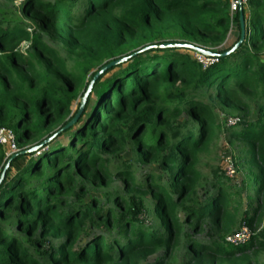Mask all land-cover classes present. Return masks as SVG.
<instances>
[{
    "label": "trees",
    "instance_id": "16d2710c",
    "mask_svg": "<svg viewBox=\"0 0 264 264\" xmlns=\"http://www.w3.org/2000/svg\"><path fill=\"white\" fill-rule=\"evenodd\" d=\"M231 5L22 0L23 18L0 11V128L20 148L6 158L0 144V264H264V0L243 3L245 38L221 55L241 38ZM166 42L218 55L204 66L189 48L145 49ZM218 110L242 116L222 125ZM224 130L244 147L240 184L199 169ZM243 226L250 237L228 241Z\"/></svg>",
    "mask_w": 264,
    "mask_h": 264
},
{
    "label": "rangeland",
    "instance_id": "374dc122",
    "mask_svg": "<svg viewBox=\"0 0 264 264\" xmlns=\"http://www.w3.org/2000/svg\"><path fill=\"white\" fill-rule=\"evenodd\" d=\"M21 1L22 0H18L15 2H5L3 0H0V11H4L5 15L8 16L9 19H17V18H23L21 13H20V9H21ZM232 7H231V12H232ZM238 30L237 27H235L234 25H232L231 30H230V34L227 37L226 41H225V45L229 46L235 39L236 34H237ZM194 57H196V54L194 53ZM82 90V89H81ZM76 107V104L74 106V108ZM257 111V106L254 105L252 110H251V119H255L256 117V112ZM218 116H219V121L220 123H222V125L228 124V125H232L230 124L229 120L232 118L236 119V118H241L242 114H240L237 111L228 113V111L226 110L221 111L218 110L217 111ZM69 118V116L67 117V119ZM243 148L239 143H232L228 137H227V132L224 131H218L216 134V138L214 139L213 143L211 144L210 148L201 155L200 158V165H199V169L201 170L203 176L206 178H212L213 177V171L216 168H220L222 170H225L227 172V175L229 177H231L232 179V183L233 184H240L241 181L246 177V173L240 169V167L238 166L239 163V157L245 155V152L243 151ZM5 149V148H4ZM6 150V149H5ZM20 148L18 146V150L15 151L14 153H12L11 155H15L17 152H19ZM8 150H6V158L7 156ZM127 156H131V153H128ZM232 165L234 167L235 173L233 174H229L228 172V166ZM139 176H141V173L139 172ZM203 185H205V183H203ZM105 190L104 187H100L98 189H93V193L96 196H102L103 195V191ZM206 190L205 187L199 188V193L201 196H203L205 194ZM205 233H198L197 234V238L202 239L204 237ZM164 253V249H161L158 253V255H161ZM156 257V255H155ZM155 257L151 258V262L155 260ZM175 257L177 259V261L179 263L183 262L185 259V248L183 243H181L180 245L176 246L175 249ZM264 258V255H263Z\"/></svg>",
    "mask_w": 264,
    "mask_h": 264
},
{
    "label": "water",
    "instance_id": "95a60500",
    "mask_svg": "<svg viewBox=\"0 0 264 264\" xmlns=\"http://www.w3.org/2000/svg\"><path fill=\"white\" fill-rule=\"evenodd\" d=\"M239 3H240V22H241V26H242V33H241V38L240 40L235 44V46L231 49V50H228L224 53H222L221 55H226V54H229L230 52L232 51H235L240 45L241 43L243 42L244 38H245V18H244V13H243V2L242 0H238ZM160 47H185V48H189V49H192V50H195V51H198L202 54H205L207 56H214V55H218V54H214L212 53L211 51L203 48V47H200V46H197L195 44H191V43H185V42H166V43H163V44H155V45H152V46H148L146 47L145 49H149V48H160ZM122 59H119V60H115V61H112L110 62L109 64L103 66L94 76V78L92 79L85 95L83 96L82 98V101H81V105H80V108L77 112V114L74 116V118L68 123V126H71L73 124L76 123V121L78 120V118L80 117V115L82 114L83 110H84V107H85V104H86V101H87V97H88V94L90 93L92 87H93V84L95 82V80L99 77V75L105 71L107 68H109L110 66L114 65V64H117L119 62H121ZM42 145V144H41ZM41 145H38V146H35L33 147L32 149H30L29 151L31 150H37L39 147H41ZM12 157H15V155H13ZM9 166V162L7 163L6 167L4 168L2 174H1V180L0 182L2 181L3 177L5 176V172H6V169L7 167Z\"/></svg>",
    "mask_w": 264,
    "mask_h": 264
},
{
    "label": "built area",
    "instance_id": "2783aa9c",
    "mask_svg": "<svg viewBox=\"0 0 264 264\" xmlns=\"http://www.w3.org/2000/svg\"><path fill=\"white\" fill-rule=\"evenodd\" d=\"M248 0H242L243 3H246ZM232 13L236 12L240 7V3L238 0H232ZM196 59L202 63L204 66L211 64L212 59L205 54H202L198 51H195ZM239 118L230 119V124H236L239 122ZM0 144L8 150L7 156H10L12 153L18 150L17 136L13 129L8 127L0 128ZM229 174L235 173L234 167L232 165L228 166ZM250 237V230L247 226H243L242 229L234 235L229 236L228 241L238 244L239 242H243Z\"/></svg>",
    "mask_w": 264,
    "mask_h": 264
}]
</instances>
